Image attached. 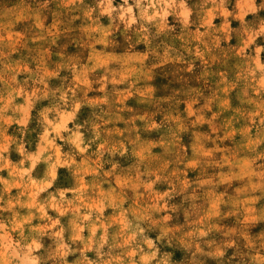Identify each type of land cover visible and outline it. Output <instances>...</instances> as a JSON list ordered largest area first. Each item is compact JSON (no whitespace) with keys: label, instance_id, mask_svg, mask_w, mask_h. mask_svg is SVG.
<instances>
[{"label":"clouds","instance_id":"clouds-1","mask_svg":"<svg viewBox=\"0 0 264 264\" xmlns=\"http://www.w3.org/2000/svg\"><path fill=\"white\" fill-rule=\"evenodd\" d=\"M0 264H264V0H0Z\"/></svg>","mask_w":264,"mask_h":264}]
</instances>
